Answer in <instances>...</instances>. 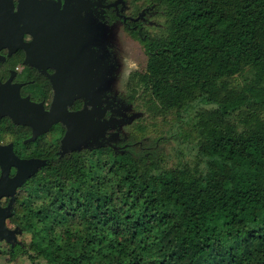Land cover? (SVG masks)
I'll return each instance as SVG.
<instances>
[{
    "label": "trees",
    "instance_id": "obj_1",
    "mask_svg": "<svg viewBox=\"0 0 264 264\" xmlns=\"http://www.w3.org/2000/svg\"><path fill=\"white\" fill-rule=\"evenodd\" d=\"M125 1L147 55L124 83L136 115L120 143L44 148L11 216L30 234L26 253L33 264H264V0ZM174 140L191 158L180 147L171 162Z\"/></svg>",
    "mask_w": 264,
    "mask_h": 264
},
{
    "label": "flooded vegetation",
    "instance_id": "obj_2",
    "mask_svg": "<svg viewBox=\"0 0 264 264\" xmlns=\"http://www.w3.org/2000/svg\"><path fill=\"white\" fill-rule=\"evenodd\" d=\"M114 1L0 0V86L9 84V91L18 92L23 103L17 110L34 120L36 128L39 127L36 118L42 116V112H50L58 97L69 102V112L83 109L86 102L99 101L104 108L102 120L117 115L115 110L120 106L110 88L114 65L119 62L111 35L107 33L119 21L128 34L127 28L134 27L131 22L136 17L127 14L129 5L125 0L117 7ZM120 98L125 102L123 96ZM30 103L38 105L39 110L33 105L30 107ZM34 126L14 122L7 114L0 116V145H11L20 159L42 161L15 192L9 180L0 197V223L5 216L8 228L7 236L0 238V264H33L26 253L24 235L28 233L11 220L16 197L28 190L29 179L47 164L45 147L56 148L59 156L71 151L62 148L67 131L63 122L52 123L47 131L31 140ZM120 128L109 127L105 131L107 141ZM120 142L118 138L105 145ZM6 172L12 179L19 173V167L10 164ZM2 175L0 164V179ZM18 246L23 249H17Z\"/></svg>",
    "mask_w": 264,
    "mask_h": 264
},
{
    "label": "water",
    "instance_id": "obj_3",
    "mask_svg": "<svg viewBox=\"0 0 264 264\" xmlns=\"http://www.w3.org/2000/svg\"><path fill=\"white\" fill-rule=\"evenodd\" d=\"M122 1L124 0H115L113 5L117 7ZM8 89L9 84L0 86V116L7 114L10 115L14 122L34 126V120L31 121L29 117L22 115L19 110H17V108L21 105L20 103H23L18 92L17 94H14L13 91H9ZM14 96L18 99V102L15 101ZM68 103L69 102H64L58 97L53 102L50 112H42V116H45V118L38 114L39 117H37L35 121L39 127L36 128L34 126V133L31 140H34L42 132L47 131L48 127L52 123L58 121L63 122L67 127V131L62 140L63 151L79 150L83 147L93 148L95 144L97 147L104 146L109 142V140L116 141V138H119V132L116 131L108 141L106 139L105 131L109 127H112L111 125L114 122H119V119L117 117H111L109 119L102 120L101 118L104 115V108L101 107L102 102H86L83 109L74 112H69L67 110ZM97 103H100V105L97 106ZM30 104V107L34 106L33 108L38 109V105L32 103ZM135 115L136 114L132 115V119ZM114 128H116V126ZM41 162L42 161L37 159H20L15 155L11 145H0V164L3 167V175L0 179V197L4 195V190L7 188L9 180L12 181L13 191L15 192L16 188L26 181V179L37 169ZM10 164H15L19 167V173L12 179L8 178V173L6 172V167ZM23 169H27V172ZM13 191L11 192V195L14 197L15 194ZM5 218L6 217L3 216L0 223V238L7 236L8 228L5 224Z\"/></svg>",
    "mask_w": 264,
    "mask_h": 264
},
{
    "label": "rangeland",
    "instance_id": "obj_4",
    "mask_svg": "<svg viewBox=\"0 0 264 264\" xmlns=\"http://www.w3.org/2000/svg\"><path fill=\"white\" fill-rule=\"evenodd\" d=\"M127 33L128 34H126L123 30V23L119 21H116V23H114L113 25L112 30L107 33L111 35L113 45L117 53V61L119 62V65L117 64L118 66L116 64L114 65V79L111 85L112 88H110L111 90H113L117 105L120 106V109L115 110V113L117 115L113 116L117 117L119 119V122H114L111 126L121 127V130L125 128V125L129 121H131L133 117L132 115L135 114L133 113L134 111L129 104L120 100V97H122L121 94H123L124 92V82L126 80L125 78L128 76L129 71L133 69H142L145 67L147 62V55L145 54L142 45L138 41L132 40L130 38V33ZM117 139L118 138H116V140ZM180 147L185 153V156L187 158H191L188 146L181 145L178 141L174 140L166 147V151L170 155L171 162H176L179 159V156H177V154L179 153L178 148ZM24 237L26 240H30V234H25ZM43 263L45 264V262Z\"/></svg>",
    "mask_w": 264,
    "mask_h": 264
}]
</instances>
